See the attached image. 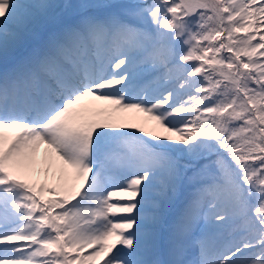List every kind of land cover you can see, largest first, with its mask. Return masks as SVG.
Returning a JSON list of instances; mask_svg holds the SVG:
<instances>
[{
	"label": "snow or ice",
	"instance_id": "1",
	"mask_svg": "<svg viewBox=\"0 0 264 264\" xmlns=\"http://www.w3.org/2000/svg\"><path fill=\"white\" fill-rule=\"evenodd\" d=\"M0 264H264V0H0Z\"/></svg>",
	"mask_w": 264,
	"mask_h": 264
},
{
	"label": "bare ground",
	"instance_id": "2",
	"mask_svg": "<svg viewBox=\"0 0 264 264\" xmlns=\"http://www.w3.org/2000/svg\"><path fill=\"white\" fill-rule=\"evenodd\" d=\"M84 104H89L95 106L97 109H104L108 108L111 109L113 106L107 105L104 102L101 101H95L92 98H87L84 102ZM94 119H104L105 116L103 115H97L92 117ZM114 122L117 123H123V124H133L137 127L139 126H145L147 128L152 127V125L148 122L147 117L142 113H136V112H120L114 114ZM38 160V167L40 169L45 168L47 165L44 163V148L42 147L40 150V153L37 157ZM56 171L55 166L53 167V172ZM39 179L43 181L45 179L43 171L39 173ZM51 173H49V183H51Z\"/></svg>",
	"mask_w": 264,
	"mask_h": 264
}]
</instances>
